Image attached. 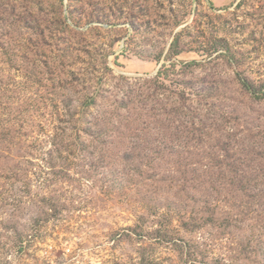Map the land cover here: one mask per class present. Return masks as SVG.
<instances>
[{
	"label": "rangeland",
	"instance_id": "1",
	"mask_svg": "<svg viewBox=\"0 0 264 264\" xmlns=\"http://www.w3.org/2000/svg\"><path fill=\"white\" fill-rule=\"evenodd\" d=\"M0 264H264V0H0Z\"/></svg>",
	"mask_w": 264,
	"mask_h": 264
},
{
	"label": "trees",
	"instance_id": "2",
	"mask_svg": "<svg viewBox=\"0 0 264 264\" xmlns=\"http://www.w3.org/2000/svg\"><path fill=\"white\" fill-rule=\"evenodd\" d=\"M243 85H245L247 89H249V86L247 85V83L244 82Z\"/></svg>",
	"mask_w": 264,
	"mask_h": 264
}]
</instances>
